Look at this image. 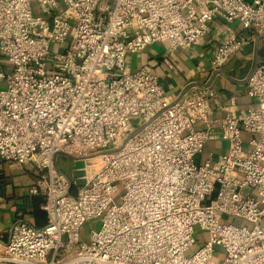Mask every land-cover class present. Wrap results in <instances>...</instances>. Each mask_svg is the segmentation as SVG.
Here are the masks:
<instances>
[{
  "label": "built area",
  "instance_id": "obj_1",
  "mask_svg": "<svg viewBox=\"0 0 264 264\" xmlns=\"http://www.w3.org/2000/svg\"><path fill=\"white\" fill-rule=\"evenodd\" d=\"M218 17L264 33V0H0V56L11 65L0 61V159L43 171L29 192L46 212L42 227L7 232L0 264H264V50L246 78L252 105L227 107L229 147L215 161L197 160L211 134L196 124L217 96L171 99L129 61L156 42L192 47ZM221 31L215 69L245 43ZM91 219L100 226L84 240Z\"/></svg>",
  "mask_w": 264,
  "mask_h": 264
},
{
  "label": "crops",
  "instance_id": "obj_2",
  "mask_svg": "<svg viewBox=\"0 0 264 264\" xmlns=\"http://www.w3.org/2000/svg\"><path fill=\"white\" fill-rule=\"evenodd\" d=\"M209 27L202 40L192 47L170 52L167 42H156L142 52L130 56L129 61L132 69L148 66L157 74L171 99L180 98L186 90L217 96L220 103H216L212 97L209 98L208 122L196 124L197 129H209L211 134L197 160L210 157L215 161L227 153L229 147L228 140L221 134V122L227 107L233 104L236 112L242 113L252 105V100L246 92V78L262 59L264 33H258L253 28L244 29L238 21L228 23L221 17L213 20ZM228 27L239 38H243L245 43L225 65L215 69L211 65L213 52L225 37L221 28ZM249 136L250 134L244 133L246 140ZM42 174L43 171L32 162L18 167L0 159V250L7 239V232L15 224L22 221L36 227L46 224L43 195L29 192L30 187ZM36 209L45 213V220L35 216Z\"/></svg>",
  "mask_w": 264,
  "mask_h": 264
},
{
  "label": "rangeland",
  "instance_id": "obj_3",
  "mask_svg": "<svg viewBox=\"0 0 264 264\" xmlns=\"http://www.w3.org/2000/svg\"><path fill=\"white\" fill-rule=\"evenodd\" d=\"M47 6L42 4L41 2L39 1H33L32 2V10H33V14L34 15H43L44 16V13L46 12L47 10ZM73 22V21H71ZM0 61H1V64L3 66H8V67H11L9 61L3 57V56H0ZM57 163H58V166L59 168L64 171L66 174L68 175H72V172H71V169H72V166H73V163H72V160L65 156V155H59L58 158H57ZM119 193H117L114 198L116 201H119V197H120V193L122 192V188L120 187L119 188ZM221 222L223 223H230V222H234L235 224H242L243 221L242 220H235L233 217L231 216H228V215H223L222 218H221ZM100 226V222L98 219H91V220H88L82 230H81V235H82V238L85 240H88L89 238V235L91 233V229L94 228V229H97L99 228ZM204 231L200 228V226L196 225L195 226V236L198 237V236H204ZM194 248H192L190 251H193Z\"/></svg>",
  "mask_w": 264,
  "mask_h": 264
},
{
  "label": "trees",
  "instance_id": "obj_4",
  "mask_svg": "<svg viewBox=\"0 0 264 264\" xmlns=\"http://www.w3.org/2000/svg\"><path fill=\"white\" fill-rule=\"evenodd\" d=\"M44 197V196H43ZM46 213V212H45ZM45 213L44 212H39V209L37 210L36 209V212H35V216L36 217H38L39 218V216L41 217V218H44V220H45Z\"/></svg>",
  "mask_w": 264,
  "mask_h": 264
},
{
  "label": "water",
  "instance_id": "obj_5",
  "mask_svg": "<svg viewBox=\"0 0 264 264\" xmlns=\"http://www.w3.org/2000/svg\"><path fill=\"white\" fill-rule=\"evenodd\" d=\"M84 166V163L82 161H77L75 164L76 168H82Z\"/></svg>",
  "mask_w": 264,
  "mask_h": 264
}]
</instances>
